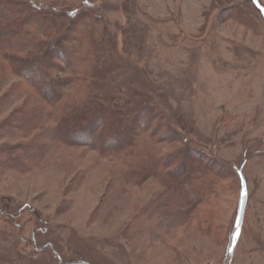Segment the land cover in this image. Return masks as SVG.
<instances>
[{
    "label": "rangeland",
    "instance_id": "1",
    "mask_svg": "<svg viewBox=\"0 0 264 264\" xmlns=\"http://www.w3.org/2000/svg\"><path fill=\"white\" fill-rule=\"evenodd\" d=\"M23 1L82 19L68 61L54 58L70 81L54 102L8 58L52 41L46 23L25 24L20 46L0 39V264H264V21L252 1ZM135 91L154 106L129 124V146L65 138L85 93L121 106Z\"/></svg>",
    "mask_w": 264,
    "mask_h": 264
},
{
    "label": "trees",
    "instance_id": "2",
    "mask_svg": "<svg viewBox=\"0 0 264 264\" xmlns=\"http://www.w3.org/2000/svg\"><path fill=\"white\" fill-rule=\"evenodd\" d=\"M64 17L68 19V22L64 20ZM69 18L71 17L65 14L61 15L43 10L23 0H0V39L3 36L9 35L11 39L16 38L17 42L14 43V45L20 46L19 41L22 40V31L26 33L30 32L23 26L30 21H41L46 23V30L50 29L45 35L47 40L48 36L50 37L52 34L55 35L50 42L43 39L38 40L39 46L36 45L35 49L30 48L31 50H28V55L26 57H8L11 59L12 68L21 76H24L44 99L52 102L60 98L56 87L62 88L63 84L70 82L67 79L60 78L58 75L54 76L52 72V69L59 65L55 62L54 58L59 57L67 62L68 58H70L69 55L71 56V54H67L65 46L66 41L69 38H73L69 35L68 31L71 29V24L76 25L82 18L77 15L72 19ZM2 23H5L4 27H1ZM64 27L66 28L64 29ZM90 38L92 40L93 36H90ZM105 48L106 46L102 44V51L105 50ZM77 59L78 58H76V60ZM96 68V74L103 76V78L107 77V74L105 75L106 72L109 73L111 71V65L109 64L97 65ZM96 84L98 87L103 86L101 85L103 84L101 80L98 79L94 80L92 83L93 86ZM90 93H85L83 96L85 101L83 109L85 111L82 110L77 114L73 112L75 116L73 118H76L80 123L73 128L74 130L72 132L69 129L65 138L70 139L71 137L73 141L81 139L82 142L86 141L88 143L97 141L100 143L99 147H101V151L105 149L116 151L123 150L124 145L129 146V143L133 140L131 137L133 127L131 125L129 126V124L133 121L137 122L135 121V117L138 116V114L143 117L145 111L149 113L152 112L154 105L151 106L147 103H143L141 98H143L144 95L138 91L127 93L123 97H119V99L124 100V102H122L124 105L121 104V106L119 103H116L118 101H116L113 96L110 97L109 94ZM138 105H140L139 108L137 107ZM122 107L124 109H121ZM88 110L92 111L89 112L92 116L87 114L86 111ZM152 117V115H148L147 124H149ZM139 119L140 122L142 118ZM106 120H111L110 124H106ZM183 165H180L178 170L183 171ZM175 180L176 178L174 181Z\"/></svg>",
    "mask_w": 264,
    "mask_h": 264
},
{
    "label": "water",
    "instance_id": "3",
    "mask_svg": "<svg viewBox=\"0 0 264 264\" xmlns=\"http://www.w3.org/2000/svg\"><path fill=\"white\" fill-rule=\"evenodd\" d=\"M255 8L259 11L261 14L263 21H264V5L261 3L260 0H251ZM247 184L245 180H242V190L243 194L241 197V204H240V210H239V218H238V226L240 227L244 222L245 217V211H246V205H247V195L245 193Z\"/></svg>",
    "mask_w": 264,
    "mask_h": 264
}]
</instances>
